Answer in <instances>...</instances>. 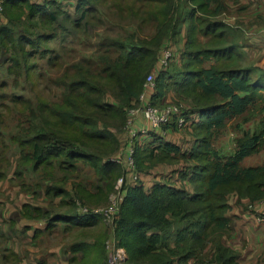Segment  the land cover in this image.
<instances>
[{
  "label": "trees",
  "instance_id": "obj_1",
  "mask_svg": "<svg viewBox=\"0 0 264 264\" xmlns=\"http://www.w3.org/2000/svg\"><path fill=\"white\" fill-rule=\"evenodd\" d=\"M61 1L0 0V60L7 61L13 87L29 82L33 91L32 97L0 91V180L8 177L2 163L10 164L5 153L13 145L17 150L13 175L36 202H23L18 212L26 221L45 222L44 229L25 224L22 231L33 228L34 239L60 223L65 230L85 229L103 219L77 214L74 199L84 205L106 201L124 172L109 155L120 144L118 133L125 125L127 109L139 103L145 77L156 69L149 101L158 106L179 103V99L191 101L184 112L186 124L180 129L189 123L187 132H192L194 140L181 146L166 139L168 132L180 130L170 124L162 126L165 135L150 128L145 138L136 141L133 156L139 177L131 179L128 172L123 173L125 194L113 217L111 237L124 249V264L196 260L239 264L237 251L227 243L230 202L244 201L246 206L264 198V163H242L264 148V70L242 63L236 42L241 24L230 26L221 18L223 0H77L76 16L66 15L69 26H62ZM104 17L110 25L95 34L92 44L88 37L102 27ZM112 21L131 29L121 33ZM179 34L183 62L178 68L182 69L170 73L167 66L175 59L170 38ZM69 36L74 43L94 46L93 50L72 58L64 49ZM164 41H169L172 56L167 66H159L156 60ZM54 42L58 44L53 46ZM42 58L48 69L44 78L51 84L48 90H55L54 97L38 88L44 78L34 71ZM6 86L1 80L0 89ZM13 110L18 120L7 143L2 130L7 129L6 117ZM250 119L252 124L244 127L243 122ZM233 120L238 134L232 138V150L215 148L212 138ZM79 162L94 169L98 182L89 188L78 180L69 192L65 183ZM181 162L184 165L174 166L171 180L163 177L146 184L143 177L157 165ZM30 173L35 177L23 182ZM42 185L45 196H36ZM40 196L60 197L61 210L53 212L51 206L37 203ZM15 220L8 219V229H14ZM106 237L103 229L97 238L85 236L72 243L68 264H105Z\"/></svg>",
  "mask_w": 264,
  "mask_h": 264
},
{
  "label": "rangeland",
  "instance_id": "obj_2",
  "mask_svg": "<svg viewBox=\"0 0 264 264\" xmlns=\"http://www.w3.org/2000/svg\"><path fill=\"white\" fill-rule=\"evenodd\" d=\"M35 1V0H32ZM77 0H62L61 7L62 10H64V14L61 15L60 24L62 26H69L68 20L65 19V16L68 15L71 18H74L76 16L75 11L73 10V6ZM105 18V17H104ZM110 25L107 18H105L104 24H102L100 28L93 29L94 32H92L91 36L88 37V40L90 42L95 41V34L97 32H100L102 30H106L107 26ZM115 30L126 33L128 30L131 29L129 25L118 24L117 22L112 21L111 24ZM123 25V26H122ZM22 28H19L18 31H22ZM38 28H34V30H37ZM61 29H59L60 34ZM65 31V30H64ZM82 38H87L84 36ZM202 40H206V38H201ZM67 42H65L64 49L67 50V54L73 56H79L84 51H91L93 50V47L83 46L80 45L78 42L71 41V37H67ZM169 40V39H168ZM170 42L173 44L175 48V59L170 62V64L167 66V71H180L182 68H178L180 64L183 62V59H181V48H182V38L181 35H177L174 38H170ZM58 44V42H54ZM165 41L163 42V44ZM56 44V46H57ZM93 44V43H92ZM66 57V56H65ZM44 59L42 58L39 61L38 66L35 69V74H40V76H43V78H46V70L47 66L44 65ZM4 63V64H3ZM175 63L177 65H175ZM7 61L0 60V81L4 80L7 84V86L4 89L10 94H16V95H22L23 97H32L33 91L31 90V83L29 82H20V85L18 87H13V77L11 75H8L6 73V66ZM177 77H179L177 75ZM41 79L39 80L38 88L41 91L40 93L44 95H50L54 94L55 90L49 91L48 85H51L47 79ZM22 79H20L21 81ZM41 82V83H40ZM30 89V90H29ZM173 92V90H172ZM174 93V92H173ZM173 93H170L172 95ZM175 95V94H174ZM177 100V99H173ZM179 103H181L186 109L190 108V102L189 100L185 99H179ZM170 101V99H169ZM177 102V101H176ZM175 102V103H176ZM2 112H4L3 109H1ZM18 120V113L17 110H13L8 117H6V122L8 124L7 129L2 130L5 138V142L8 143L9 135L15 131V123ZM238 122H241L240 119H237ZM236 120L230 121L224 128L220 129V131L212 138V144L215 148L221 150V151H230L233 148V142L232 138L238 134L237 127L234 126V123ZM189 124V123H188ZM188 124L186 127L180 129L179 131H170L167 133L166 139L173 140L177 142L181 146H187L191 145L194 137L192 132L188 133L187 130ZM252 124V119L243 122V126L247 127ZM120 138V144L117 148V150L114 153H111L109 157L117 156L120 154H124L126 150V143L128 141V134L127 131L124 128V125L122 126L121 130L118 133ZM152 144V143H151ZM149 145V144H148ZM150 146V145H149ZM15 151V153H14ZM16 147L13 148V145H10L7 152L5 153V156L7 159H9L10 164L8 163V160L3 162L5 166H7V179L0 180V264H68V261L66 259L67 256L70 255L69 252V246L78 241V240H84L85 236L87 239L97 238L103 229L107 232V237L104 239V244L107 240L111 239V232H112V225L113 223L111 221L101 219L99 220L98 224L94 225L93 227H86L85 229H81L80 227L73 226L68 230L64 229V226L62 223L56 225V227L51 230H43L40 232V234L37 236V238L32 239L33 234V228L39 227L40 229H44L45 222L43 220H38L37 222H27L24 220L19 219L20 216L18 214V208L19 204L26 200H31L29 198L30 192H25L22 190L20 186V179L16 178L13 175L14 166L17 162L16 157ZM249 164H260L264 163V148L259 150L258 152L252 154L247 158L245 161ZM185 162L181 163H175L171 165L167 164H159L154 169L150 171L149 174L144 176V180L146 184L151 182L153 178H159V179H170L173 178L172 175L175 174L174 172L176 169H174V166L176 164H179L177 168H179L181 165H184ZM122 165V164H121ZM123 166V165H122ZM124 168V167H123ZM68 180L66 181L65 185H67L66 188L69 189V192H71V187L74 185L73 182H77L80 180L81 182L85 183L89 188L94 187L93 184H96L98 182L99 175L92 169V167L88 164H85L83 162H79V168L78 170L70 173ZM172 174V175H170ZM42 175V174H41ZM56 177L58 178L63 177V173H57L55 172ZM77 176V178H75ZM35 177L34 173H30L29 175L23 177V182H30L31 179ZM39 178V175L36 176ZM164 177V178H163ZM165 180V179H164ZM99 183L103 185V181L99 180ZM115 183V182H114ZM43 188L44 185L41 186L40 189H36V196H39L43 194ZM113 190V188H112ZM110 191V193L112 192ZM108 194L105 202H100L99 204H88L86 205L88 207L93 206H105L108 200V197L110 195ZM44 195V194H43ZM45 196V195H44ZM76 197V196H75ZM59 199H52L50 200L49 197H39L37 199V203H42L44 207L51 206L52 211H60L61 210V198ZM230 200H235L233 197H230ZM64 205V204H62ZM67 205V204H66ZM247 206V205H246ZM69 209V205H67V211ZM77 214L80 213L77 211V209L74 210ZM10 218H16L18 222L15 220V227L14 229H8V219ZM25 224H30L33 228L26 230V232L22 231V226ZM107 261L105 264H109L111 260H113L112 252L109 248H107ZM241 261V260H240ZM196 262H202L204 264V261H197ZM191 264H193L191 262ZM249 264H264V251L263 254H260V259H257L256 261H250Z\"/></svg>",
  "mask_w": 264,
  "mask_h": 264
},
{
  "label": "built area",
  "instance_id": "obj_3",
  "mask_svg": "<svg viewBox=\"0 0 264 264\" xmlns=\"http://www.w3.org/2000/svg\"><path fill=\"white\" fill-rule=\"evenodd\" d=\"M1 9V6H0ZM172 56V48L169 41H166L157 57L156 65L167 66L170 57ZM156 69L150 71L142 84V90L138 96L139 103L127 109V117L124 128L128 134L126 150L124 154L111 157V160L123 165L124 172H128L131 179H137L139 173L136 169L135 159L133 156L136 141L142 140L148 134V130H161L165 135L166 130L162 129L163 125H176V128H181L186 124L187 110L181 103H165L161 106L152 104L148 97L154 92ZM139 115L142 121H138ZM121 174L117 177L113 190L108 197V202L105 206L88 207L82 204L78 199H74L77 211L82 214H94L102 216L103 219L113 223L114 214L118 211L119 204L125 194V175ZM247 207L255 213L254 219L264 225V198L248 202ZM106 248L112 252L113 260L109 264H124L125 252L120 246H116L113 238L105 243ZM193 264H202V262H194ZM206 264V262H204Z\"/></svg>",
  "mask_w": 264,
  "mask_h": 264
},
{
  "label": "crops",
  "instance_id": "obj_4",
  "mask_svg": "<svg viewBox=\"0 0 264 264\" xmlns=\"http://www.w3.org/2000/svg\"><path fill=\"white\" fill-rule=\"evenodd\" d=\"M223 5L225 9L220 15L221 18L230 26L235 22L241 24V37L238 35L236 42L239 46L238 52L242 56V63H252L264 70V0H223ZM141 119L139 115L138 121H142ZM247 158L242 163L250 165L245 162ZM156 179L153 178V180ZM29 198L32 199L31 194ZM25 201L19 204L18 210ZM28 202L36 203L34 200H28ZM242 203L244 204V201L238 204L230 202L231 209L228 215L231 221L227 233V243L237 251L239 264H249L250 261L260 259V254H263L264 225L259 224L254 219V211ZM18 214L19 219L24 218L19 212Z\"/></svg>",
  "mask_w": 264,
  "mask_h": 264
}]
</instances>
